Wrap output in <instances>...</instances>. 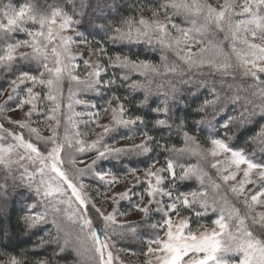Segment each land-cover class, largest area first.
I'll return each mask as SVG.
<instances>
[{
	"label": "snow or ice",
	"instance_id": "snow-or-ice-1",
	"mask_svg": "<svg viewBox=\"0 0 264 264\" xmlns=\"http://www.w3.org/2000/svg\"><path fill=\"white\" fill-rule=\"evenodd\" d=\"M128 6L132 14L97 27L113 46L143 44L158 51L159 63L123 52L109 55L103 41L90 39L88 26L106 18L100 0H26L18 6L0 0V79L6 81L0 87V95L6 96L0 103V197L6 201L9 187L34 195L21 219L27 229L49 222L51 229L32 251L57 246L53 260L34 257L32 264H60L55 258L69 251L72 264H129L122 252L142 256L137 264H264V158L212 133L207 148L188 131H183L181 147L150 134L173 124L186 127L185 119H173L184 106L178 84L208 87L213 95L194 113L218 103L223 104L220 111L239 105V117L221 125L225 130L235 120L241 125L254 123L255 117L264 120V0H151ZM156 77L165 78L167 89ZM217 83L227 85L223 96ZM153 84L164 99L151 108L149 129L147 112L131 114L125 105L129 96L122 98L115 89L143 92L136 103L139 110L151 107ZM109 91L99 109L82 98ZM16 112L22 117L14 118ZM102 114L110 116L109 123L100 122ZM136 125L143 127L119 139L135 141L139 135V142L117 147L112 134ZM92 135L95 139H87ZM249 140L264 154V124ZM122 157L141 159L132 167ZM110 158L124 166L122 178L96 169ZM191 158L196 162H180ZM89 173L105 186L95 189L96 196L86 191L83 178ZM193 180L196 187L188 183ZM124 201L126 211L121 210ZM37 207L42 210L33 211ZM4 208L6 204L0 205V211ZM133 212L140 218L126 219ZM210 213L214 218L208 227L203 218ZM0 234L7 239L2 227ZM129 235L142 243L139 253L118 246ZM0 256V264L29 259L26 251L16 254L6 247L0 248Z\"/></svg>",
	"mask_w": 264,
	"mask_h": 264
},
{
	"label": "trees",
	"instance_id": "trees-1",
	"mask_svg": "<svg viewBox=\"0 0 264 264\" xmlns=\"http://www.w3.org/2000/svg\"><path fill=\"white\" fill-rule=\"evenodd\" d=\"M8 2V0H4ZM26 2V0H12V3L18 6L19 3ZM35 2L39 3L40 0H35ZM51 2V0H50ZM93 3L96 0H92ZM149 3L151 0H100V4L103 7V11L105 13L104 19L96 20L94 25L88 26V33H90V39L95 38L103 41L108 49V54H114L115 52H123L129 53L133 59L139 56L140 59H149L154 62L159 63V52H153L147 46L141 45H129V46H113L107 42V37L105 32L100 30L97 25L103 23L107 25L109 22L118 23L121 16H127L132 14V9L128 6L132 3ZM92 44H96L93 42ZM87 56V50H84V59ZM171 58V57H170ZM103 63H107L106 60L102 59ZM119 71L117 70V75H119ZM111 72L109 73V75ZM133 78H139L143 80V77H138L136 74L133 75ZM187 78V77H185ZM195 79V78H194ZM219 80V77H216ZM239 79V77H238ZM155 80L159 83L164 84V89H167L168 85L165 83V78L156 77ZM5 81V80H4ZM175 82V81H174ZM228 82L231 83V79L228 78ZM217 89L223 96L226 93L227 85L221 86L217 83ZM181 91L178 93L180 98L184 101V106L180 112H177L175 119L177 123L181 118L186 120V127L181 129L173 124L171 129H163L161 131H150L151 135L157 136V138H161L163 135L162 142H167L171 147L173 144L176 147H181L183 144V131H188L189 135L195 136L198 138L199 142L203 146H207V137L210 133L216 135L219 138H224L231 146L235 148H244L247 153L250 155L255 151V156H259V158H264V154L259 151L258 145L250 142L249 138L254 136L255 133L260 128L261 124H264V120L259 117H255V122L252 124H244L241 125L239 120H235L232 124H230L227 130L223 129L221 125L225 121L228 120L229 117H239L241 108L239 105H228L224 111H220L223 107L222 103H218L216 106H209L204 113H194L192 110L203 103L205 99H213V95L210 93L208 87H199L195 84L193 85H182L178 84ZM153 93L154 95L150 97V106L149 108H141L139 110L136 109V103L138 100L143 99V92H131L127 88H118L115 89L117 93L123 98L125 95L129 96V99L125 101L126 107H130L132 109L133 115H143L147 112L146 119L149 120L148 127L151 129V120L154 114L151 112V108L155 107L156 104L164 99L162 94H156V85L153 84ZM163 91V90H161ZM111 95V92H107L105 95L97 96L95 94L89 93L86 97L88 100L93 101L97 105V109L101 108V106L105 103L108 97ZM91 109V110H97ZM203 118L204 123L200 125H196L194 123L195 120H199ZM141 125H136L135 127H131L129 129H120V132L117 133V138L121 134H128L130 132L136 131L138 128H142ZM227 131V135L225 132ZM139 136V135H137ZM228 136H231L232 139L228 140ZM164 155H168L167 153L161 155L159 157L160 164L164 163ZM138 159L136 157H127L124 162L126 164H130L132 167L138 166ZM181 163H195L196 159L191 158L190 160L181 159ZM114 162H104V164H100L102 170H117ZM123 166V165H122ZM142 166V165H141ZM124 167V166H123ZM210 168L208 169L210 173ZM179 171V170H178ZM2 182V181H0ZM11 184V182H9ZM192 187H196L197 182L195 180L188 182ZM140 189V188H138ZM187 190V189H183ZM136 198L133 197V200ZM36 200L34 195H31L27 192V190L23 187H18L13 189L9 187L8 195L6 201L0 197V205L6 204V208L3 211H0V227L3 228L5 232H7V239H5L4 235L0 234V248L6 247V249L10 252L20 254L22 252H27L29 259L25 261L26 264H32V258L43 259L47 257L50 261L53 260V251L56 249L55 244H46L43 248L32 251V246L39 242L38 238L43 236L45 232L51 229V223L45 225H40L34 229H27L25 224L23 223L21 217H23L27 210L28 205L33 203ZM127 203V204H126ZM122 204V206L129 207L128 202ZM198 207V206H197ZM40 207L34 209L33 211H41ZM210 211V210H209ZM184 214H188L185 212ZM214 218L211 216V213L208 217H204L203 220L205 222H210V219ZM196 219L193 216L192 226H195ZM48 239V237H45ZM141 242L138 241L137 244L141 246ZM3 259L4 257L1 256ZM55 259L60 261V264H72L73 261V253L69 251Z\"/></svg>",
	"mask_w": 264,
	"mask_h": 264
},
{
	"label": "rangeland",
	"instance_id": "rangeland-1",
	"mask_svg": "<svg viewBox=\"0 0 264 264\" xmlns=\"http://www.w3.org/2000/svg\"><path fill=\"white\" fill-rule=\"evenodd\" d=\"M4 2H5V1H4ZM5 3H7V2H5ZM144 15L147 16V15H149V13L145 12ZM69 34H71V33H69ZM22 38H23V37H22ZM97 47H98L97 44H92V48H93V49H95V48H97ZM79 49H80V50H83V51H84V50H87V49H85V47H84L83 45H80V46H79ZM88 58H89V56H88V52H87V56H86L85 59H88ZM92 59L95 60L96 57L93 56ZM79 63H80L79 74H80V75H83V72L85 71L84 68H83V61L80 60ZM5 85H6V81L0 79V87H4ZM36 90L39 91V89H36ZM66 95H67V89L65 88V96H66ZM82 98L87 99L86 97H82ZM4 99H6V96L0 95V103H2V102L4 101ZM114 103H115V102H114ZM77 107H78V110H81V111L84 110L81 106H77ZM25 110H26V109H25ZM91 111H96V110H91ZM12 115H13L14 118L22 117V113H20V112L13 113ZM34 119H35V117H34ZM40 119H42V117H41ZM100 122H101V123H109V122H110V116H104V115L102 114ZM6 126H7V125H6ZM32 126H33V127H36L37 124L34 123ZM81 127H82V130H84V129H83V126H81ZM100 131H101V129H99V128H95V132H100ZM62 132H63V129H61V133H62ZM42 134H43V135H48L49 133L44 132V133H42ZM25 135L27 136V132H25ZM112 135L115 136V138H116V140H117V144H116L117 147L128 146V145H131L133 142H139V140H140V136H136L135 141H129V140H120L119 138H117V133H114V134H112ZM87 139H89V140H91V139H95V135L89 136V137H87ZM108 142L111 143V137L108 138ZM202 146H203V145H202ZM210 146H211V145L208 143L207 146H203V147H206V148H207V147H210ZM255 157H256V158H259V156H255ZM85 159H86V162H90L87 158H85ZM122 159H123V160H126L127 157H122ZM104 162H107V163H108V162H114V163H116V161H115L114 159H111V158H110V159H108V160H104V161L98 163L97 166H96V169L99 170V171L108 172L109 170H102L101 167H100V164H104ZM115 166L117 167V170L112 171V172L115 173L118 177H121V178H122V172H123V170H124V167H123L121 164H117V163L115 164ZM158 166H159V165H158ZM210 174L212 175L213 179H217L216 174H215V170L211 169V170H210ZM141 175H142V173H141ZM83 181H84V183L88 186V187L86 188V191H88V193H89L90 195H92V196H96V191H95L96 188H99L101 191L104 190V187H105L104 184H103L102 182H100L98 179H95V178L91 175V173H89L88 175H86V176L83 178ZM249 187H251V186H249ZM116 188H117L118 190H123V185H117ZM140 190H141V189H138V188L136 189V191H140ZM229 195H231V194L229 193ZM135 198H136V197H135ZM165 199H167V198H165ZM134 201H135V200H134ZM126 202H127V201H124V202H122V204H124V203H126ZM126 204H127V203H126ZM105 207H108L109 210H110V205H106ZM36 209H37V208H36ZM127 209H128V207H126V206H122V209H121V210L126 211ZM183 215H188V214H184V213H183ZM139 218H140V214H139V213H135V212H133V213H131L126 219H128V220H130V221H135V220H138ZM120 219H125V218H120ZM206 223H207V226H208V227H211L210 222H206ZM193 227H195V226H193ZM137 242H138L137 239H135L134 237H132V236L129 235L127 239H125V240H121V241H118V246H123V247L129 248V249H131V250H133V251L139 253V251H140V249L143 247V245H142V243H140V244H141V246H140V245L137 244ZM113 251L115 252V250H113ZM120 256H121V258H122L123 260H125L126 262H129V264H137V261L143 259L142 256L131 255L129 252H122V253H120ZM2 260H3V258L0 256V261H2ZM25 264H26V263H25Z\"/></svg>",
	"mask_w": 264,
	"mask_h": 264
}]
</instances>
